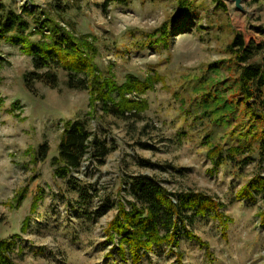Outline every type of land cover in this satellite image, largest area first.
Listing matches in <instances>:
<instances>
[{
    "label": "rangeland",
    "instance_id": "374dc122",
    "mask_svg": "<svg viewBox=\"0 0 264 264\" xmlns=\"http://www.w3.org/2000/svg\"><path fill=\"white\" fill-rule=\"evenodd\" d=\"M187 2L184 9L179 0H132L105 9V0H0L29 24L25 40H0V239L17 241L15 264H132L111 254L104 230L116 202L132 200L126 189L137 175L171 192L212 196L226 216L224 225L211 213L196 218L188 228L200 243L181 236L178 255L161 245L137 264H264L263 195L236 198L249 179L264 175V164L213 166L210 148L226 152L236 145L246 116L240 106L226 123L216 122L227 112L204 102L221 89L222 101L235 96L239 71L229 45L236 34L256 46L251 63L264 61V0H241L239 7L234 0ZM48 18L77 37L95 38L100 79L137 81V93L127 96L134 103L127 119L94 111V96L69 88L63 69L55 71L56 85L26 87L24 76L34 70L29 46L51 35L34 29ZM79 118L109 152L99 160L91 147L72 174L81 180L75 184L55 176L51 158L64 121ZM44 142L49 158L41 162L34 157Z\"/></svg>",
    "mask_w": 264,
    "mask_h": 264
},
{
    "label": "trees",
    "instance_id": "16d2710c",
    "mask_svg": "<svg viewBox=\"0 0 264 264\" xmlns=\"http://www.w3.org/2000/svg\"><path fill=\"white\" fill-rule=\"evenodd\" d=\"M131 1L105 0L103 7L107 9L111 4L127 7ZM179 1L181 9L189 8L187 0ZM23 12L31 13L28 8L23 9ZM28 29L29 24L21 14L13 10H5L0 3V40L22 41ZM34 31H40L44 38L46 33L51 35L50 40L31 43L29 46L28 51L32 57L34 70L24 76L28 89L35 82L56 85L58 77L55 71L63 69L68 75L69 88L85 90L94 96L91 102L94 111L99 107L106 115L125 119L131 115L128 112L133 110L134 103L127 96L137 93L138 83L134 80L117 85L107 79H100V71L94 62L97 57V49L93 44L95 38L77 37L74 32H67L50 18L45 22H39V25L37 23V29ZM229 49L234 55L239 71V76L233 84L237 90L235 96L222 101L218 94L223 91L221 89L217 90L213 100H211L212 96L208 95V98H204V102L210 107L211 101L214 103L212 107H219L223 112H227L217 118L216 122L224 120L225 116L228 119L235 111H240V106L246 121L237 126L238 143L228 148L226 152L219 145H212L209 158L215 168L225 163H232L234 167L242 168L251 161H257L261 165L264 164V61L250 62L256 46L247 45L240 34L235 35ZM0 65H2L1 59ZM43 70L45 72H42ZM91 135L86 118L64 121L57 155L51 158L56 177L61 179L69 177L75 181V184H80L81 180L72 174L80 169L90 155L91 147H95L98 154L94 156H98L99 160L108 154L109 148L92 140ZM49 151L47 142L40 144L35 152V160L41 162L47 160ZM254 154L256 157H253ZM146 164L163 168L149 161ZM169 168L175 169L171 166ZM128 185L129 188L126 190L132 200L121 199L116 202L117 213L108 223L104 234L106 244H112L111 254L118 255L124 260L131 259L132 264L139 263L143 255L161 245H166L169 251L174 252L175 256L178 255L180 252L177 248L181 236L189 240H198L200 243L199 237L188 228L196 218L211 213L216 220L223 222V225L226 222L225 214L220 211L222 207L220 202L205 193L192 190L171 192L161 182L146 175L130 177ZM80 189L86 196L87 191L84 187ZM254 192L261 193L264 198V175L256 174L249 179L236 192V198L254 200ZM99 212L101 210L95 213ZM261 217L264 218V210L261 212ZM16 247L18 252L21 251L15 238L0 239V264H15L12 256Z\"/></svg>",
    "mask_w": 264,
    "mask_h": 264
},
{
    "label": "water",
    "instance_id": "95a60500",
    "mask_svg": "<svg viewBox=\"0 0 264 264\" xmlns=\"http://www.w3.org/2000/svg\"><path fill=\"white\" fill-rule=\"evenodd\" d=\"M234 1H235L236 5L239 7V3L241 0H234Z\"/></svg>",
    "mask_w": 264,
    "mask_h": 264
}]
</instances>
